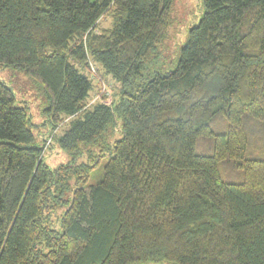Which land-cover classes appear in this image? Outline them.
<instances>
[{
	"label": "trees",
	"instance_id": "obj_1",
	"mask_svg": "<svg viewBox=\"0 0 264 264\" xmlns=\"http://www.w3.org/2000/svg\"><path fill=\"white\" fill-rule=\"evenodd\" d=\"M173 1L0 0L49 126L0 81V264H264V0H201L166 69Z\"/></svg>",
	"mask_w": 264,
	"mask_h": 264
},
{
	"label": "rangeland",
	"instance_id": "obj_2",
	"mask_svg": "<svg viewBox=\"0 0 264 264\" xmlns=\"http://www.w3.org/2000/svg\"><path fill=\"white\" fill-rule=\"evenodd\" d=\"M203 12L204 6L201 0L173 1L170 10L168 36L161 46L162 64L160 65L162 67L173 69L176 66L180 50L189 39L190 28L199 22ZM111 25L110 18L102 19L99 24L100 28H107ZM0 81L5 82L12 88L18 100L17 105L27 108L28 113L31 115L32 123L36 124V126L31 128L36 134L38 142H41L44 138H49V126H39L44 120L41 113L42 100L32 79L14 68L0 66ZM106 85V88H108L106 93L111 94L113 82L110 81ZM58 129L56 128L55 132L57 131L58 134H61L63 129ZM45 155L47 161L53 166L66 163L69 160V156L60 147L47 150ZM96 182L97 178L94 177L89 185L93 186Z\"/></svg>",
	"mask_w": 264,
	"mask_h": 264
},
{
	"label": "built area",
	"instance_id": "obj_3",
	"mask_svg": "<svg viewBox=\"0 0 264 264\" xmlns=\"http://www.w3.org/2000/svg\"><path fill=\"white\" fill-rule=\"evenodd\" d=\"M91 69H92L93 74L96 75L97 72H96L94 66H92ZM105 89H106V88L104 87V88H103V92H105Z\"/></svg>",
	"mask_w": 264,
	"mask_h": 264
}]
</instances>
